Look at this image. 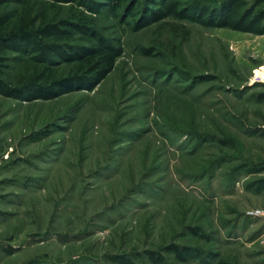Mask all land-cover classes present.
<instances>
[{"label": "rangeland", "instance_id": "1", "mask_svg": "<svg viewBox=\"0 0 264 264\" xmlns=\"http://www.w3.org/2000/svg\"><path fill=\"white\" fill-rule=\"evenodd\" d=\"M50 2L11 7L92 17L122 53L91 90L0 94V264H151L148 250L167 264H264V190L249 188L264 178V34L173 17L134 31L121 13ZM42 68L24 55L5 79ZM171 244L210 259L180 261Z\"/></svg>", "mask_w": 264, "mask_h": 264}, {"label": "trees", "instance_id": "2", "mask_svg": "<svg viewBox=\"0 0 264 264\" xmlns=\"http://www.w3.org/2000/svg\"><path fill=\"white\" fill-rule=\"evenodd\" d=\"M32 0H0V94L26 101L51 99L74 90H91L114 68L122 47L105 37L92 25L94 18L79 19L77 12L69 16L47 17L41 10L24 9L20 12L11 5L27 6ZM54 9L63 4H78L94 14H120L131 18L132 29L138 31L154 23L173 17L187 20L204 27H225L255 35L264 34V0H52ZM71 9V7H69ZM76 33L89 38L84 45L71 41ZM144 51H146L144 49ZM2 52H11L4 55ZM28 56L43 68L34 72L22 84L11 85L5 79L8 62L21 61ZM73 63V69L59 76L53 69L56 65ZM208 78V77H204ZM258 101L264 94H257ZM258 171V170H257ZM252 172H256L253 169ZM255 191L264 190V178L249 184ZM178 260L196 258L202 262L210 259L197 249L168 245L165 249ZM7 254L13 250H6ZM151 264H167L163 256L153 250L145 251ZM211 255V260L213 254ZM119 264H131L125 256H115ZM217 264H230L219 260Z\"/></svg>", "mask_w": 264, "mask_h": 264}]
</instances>
